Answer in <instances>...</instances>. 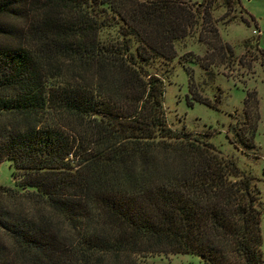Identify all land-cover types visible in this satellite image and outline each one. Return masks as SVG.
Listing matches in <instances>:
<instances>
[{"label":"trees","instance_id":"1","mask_svg":"<svg viewBox=\"0 0 264 264\" xmlns=\"http://www.w3.org/2000/svg\"><path fill=\"white\" fill-rule=\"evenodd\" d=\"M198 16L184 0H0L1 35L27 22L24 42L0 43V161L18 178L0 185V264H144V253L264 264L253 178L166 119L162 73ZM204 16L195 60L209 70L235 52ZM244 105L229 132L255 154V92Z\"/></svg>","mask_w":264,"mask_h":264},{"label":"rangeland","instance_id":"2","mask_svg":"<svg viewBox=\"0 0 264 264\" xmlns=\"http://www.w3.org/2000/svg\"><path fill=\"white\" fill-rule=\"evenodd\" d=\"M184 1L197 15L199 13V25L188 37L175 42L177 55L169 62L170 69L164 75L159 70L165 82L163 106L167 122L173 130L188 133L191 139H196V135L204 136L224 157L232 159L253 178L264 207V0ZM208 7L212 24L218 27L223 41L233 47L235 55L223 59L226 65L216 58L215 65L206 70L197 60H204L207 53L200 37L209 27L204 16ZM34 16L31 15V19ZM4 22L11 25L10 19ZM12 23L18 26V37H11V33L0 34V43L24 42L22 35L26 30L20 27L27 24L26 18L12 20ZM67 65L68 62L60 59L54 67ZM249 92H255L259 101L255 154L236 145L229 132L230 124L236 122L233 115L243 114ZM194 93L200 101L193 98ZM46 117L68 130L80 125L68 114L61 119L50 114ZM17 181L14 162L10 159L0 161V185L16 187ZM261 229L264 254V210ZM137 260L144 264H209L191 253H144L137 255Z\"/></svg>","mask_w":264,"mask_h":264},{"label":"water","instance_id":"3","mask_svg":"<svg viewBox=\"0 0 264 264\" xmlns=\"http://www.w3.org/2000/svg\"><path fill=\"white\" fill-rule=\"evenodd\" d=\"M201 259H204V257L202 256Z\"/></svg>","mask_w":264,"mask_h":264},{"label":"built area","instance_id":"4","mask_svg":"<svg viewBox=\"0 0 264 264\" xmlns=\"http://www.w3.org/2000/svg\"><path fill=\"white\" fill-rule=\"evenodd\" d=\"M255 33H257V31H255Z\"/></svg>","mask_w":264,"mask_h":264}]
</instances>
